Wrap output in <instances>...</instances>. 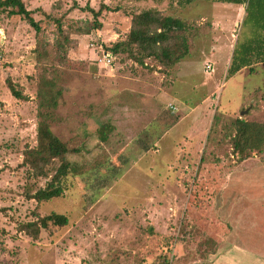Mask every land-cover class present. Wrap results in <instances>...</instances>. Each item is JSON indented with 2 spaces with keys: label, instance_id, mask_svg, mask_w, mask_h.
Listing matches in <instances>:
<instances>
[{
  "label": "rangeland",
  "instance_id": "obj_1",
  "mask_svg": "<svg viewBox=\"0 0 264 264\" xmlns=\"http://www.w3.org/2000/svg\"><path fill=\"white\" fill-rule=\"evenodd\" d=\"M22 1L41 32L0 11V264H188L177 258L196 246L189 235L209 233L208 222L216 230L226 216L230 226L249 206L244 219L264 222V152L244 161L233 154L236 119L264 124L262 68L228 74L241 39L240 8L203 0L185 8L177 0ZM88 7L101 11L99 29ZM146 10L195 27L189 56L172 69L106 48L125 39L132 18ZM37 48L49 57L39 60ZM43 66L56 69L63 94L51 129L80 150L70 158L85 167L68 177L63 197L37 203L25 189L47 180L21 163L37 146ZM9 80L25 99L13 96ZM106 125L114 129L101 142ZM223 195L235 213H218ZM52 213L69 224L39 238L21 231Z\"/></svg>",
  "mask_w": 264,
  "mask_h": 264
},
{
  "label": "trees",
  "instance_id": "obj_2",
  "mask_svg": "<svg viewBox=\"0 0 264 264\" xmlns=\"http://www.w3.org/2000/svg\"><path fill=\"white\" fill-rule=\"evenodd\" d=\"M203 1L246 6L242 37L234 48L228 74L235 76L249 67L253 70L251 67L257 64L261 65L264 73V0ZM194 2L195 0H177V6L185 8ZM0 11L7 12L9 16H20L37 34L41 32L39 22L34 19L33 12L26 8L22 0H0ZM86 11L94 15L96 29H99L101 24L98 23V18L101 16V11L97 12L89 7ZM58 33L62 35L60 26ZM195 36V27L188 19L163 15L158 10H146L132 18L131 29L125 39L118 40L106 48L113 55H123L140 65H143L146 59H153L163 69L169 70L189 56L190 43ZM57 45L62 49L64 41ZM36 52L39 60L49 57L46 51L41 52L37 48ZM42 71L37 90L40 118L37 126V146L27 148L23 152L24 159L21 163L22 167L32 171L33 176L47 180L41 187L31 186L25 189L26 197L37 203L63 197L68 188V177L81 174L85 167V163H78L70 158L72 154L80 153V150L71 148L51 129L50 122L54 118V112L58 109L63 94L58 84L59 74L56 73V69L48 70L43 66ZM8 85L14 97L25 99L10 80ZM235 128L233 154L238 159L244 161L252 152H264V124L246 121L241 117L235 120ZM113 129L111 125L102 126L97 133V140L108 142ZM37 218L35 222L21 225V231L31 238H39L41 231L49 230L51 226L65 227L69 224L66 216L57 213ZM160 264H170V261L163 259Z\"/></svg>",
  "mask_w": 264,
  "mask_h": 264
},
{
  "label": "crops",
  "instance_id": "obj_3",
  "mask_svg": "<svg viewBox=\"0 0 264 264\" xmlns=\"http://www.w3.org/2000/svg\"><path fill=\"white\" fill-rule=\"evenodd\" d=\"M225 5L238 7L243 12L241 17V30L238 35L239 38L243 31L242 23L246 14V6L233 4ZM238 8L235 9L238 10ZM255 67L261 68V65H253L251 68ZM221 197H219V200H217L215 204L218 213L220 215L222 213L227 214L229 211L235 213L236 210L234 207L227 208L226 205L224 206L225 196L223 195ZM236 208H238V206H236ZM250 208L249 206V208L244 207L239 210L237 214H239L240 220L236 218L230 226L228 225L229 221H224L228 220L227 217L224 216L221 217L223 219L219 221V226H216V230L211 229V223L208 222V228L211 229L208 230L209 233L203 232L200 234V237L192 236L195 237L193 240H191L192 237L189 235V241L196 246L194 248L190 247L187 255L180 254V258L177 259L184 260L185 258L190 261L188 264H264V222L258 220H245L244 217L250 213ZM193 227L196 229L200 228L195 224L192 227L190 225V228ZM220 227L222 228L221 231L218 230ZM210 238L211 240H209ZM196 239L200 240L195 242ZM200 244H203L202 248L199 247ZM209 244H211L210 247L208 246Z\"/></svg>",
  "mask_w": 264,
  "mask_h": 264
},
{
  "label": "built area",
  "instance_id": "obj_4",
  "mask_svg": "<svg viewBox=\"0 0 264 264\" xmlns=\"http://www.w3.org/2000/svg\"><path fill=\"white\" fill-rule=\"evenodd\" d=\"M104 58L105 59H108V62H111L112 61V56H109V57L108 56H105ZM212 70H213V66L210 63H207L206 64V71L207 72H212Z\"/></svg>",
  "mask_w": 264,
  "mask_h": 264
}]
</instances>
